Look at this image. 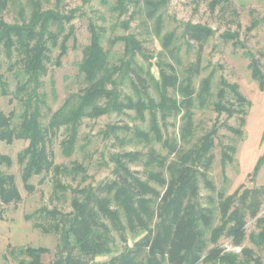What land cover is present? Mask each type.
Here are the masks:
<instances>
[{
  "label": "trees",
  "instance_id": "obj_1",
  "mask_svg": "<svg viewBox=\"0 0 264 264\" xmlns=\"http://www.w3.org/2000/svg\"><path fill=\"white\" fill-rule=\"evenodd\" d=\"M220 1L213 0L211 8ZM8 2L9 0H0V48L8 58L16 55L15 63L21 65L24 80L16 86L14 96L21 102L23 111L19 123L13 125L11 114L7 116L0 109V141L7 144L16 139L28 142L27 147L17 155L25 189L31 191V179L51 169L56 174L69 171L53 165L48 145L56 130L62 126L69 127V134L62 142V152L70 154L83 118L95 119L112 112L120 114L126 110H134L135 116L142 120L147 111L150 116L149 131L153 134V139L161 142L167 149L166 156L158 154L154 149L147 151L146 155L131 151L111 154L109 161L114 164V178L111 181L95 189H74L73 194L76 196L71 200L72 211L69 213L61 214L54 209L42 211L43 216L54 219L49 227H43L45 233L53 231L58 234L54 259L49 264H86L95 257L110 255L114 245L112 232L123 243H126L127 232L134 237L142 232L143 236L131 248L123 247L124 251L106 264H264L251 248L242 246L246 239L247 218H250L255 219L257 232L250 233L248 240L256 248H264V217H258L263 188L239 187L228 196L219 191L216 193L215 206H202L198 201V178H202L204 185L214 191L206 173L213 161L216 126L203 135L198 144L188 151H182L175 138L170 142L168 139L162 140L156 121L157 111L160 112L161 119H165L177 116L185 109L179 141L187 143L193 134V114L190 108L193 100L200 107L208 103L211 77L204 78L198 91L194 92L190 85L191 79L187 78L185 85L178 84L174 66L169 63L163 65L158 61L159 80L156 85L159 101L155 102L147 97L144 102L124 96L120 85L125 78L130 80L138 95H147L146 78L135 62L138 54L147 59L143 54L142 44L132 34L115 37L111 43L122 42L123 54L118 59V64L110 65L107 52L101 44L103 29L90 23L89 44L82 50L79 64V73L83 76L85 87L81 89L73 107L66 111H56L44 126L40 121V104H43V97L39 94L41 77L46 73V63L52 49L59 50L55 65H59L60 59L66 54L67 42L73 36V27L69 25L73 19V11L65 14L55 9H42L40 3L31 0L29 18L21 24H8L1 18ZM129 2L135 8L142 2L147 18L153 20L154 31L159 35L162 16L158 10L167 0H117L109 10L121 17L128 12L126 5ZM133 18L134 14L131 12L125 21L120 22V26L128 30ZM212 34L210 28L197 24L186 23L183 29L185 39L196 43L199 51ZM223 38L234 40L236 35L225 34ZM173 39L174 33L164 35L161 40L162 48L168 50ZM247 56L250 59L251 78L262 88L264 72L261 71L258 60L251 54L247 53ZM198 60L199 58L193 68L196 74ZM220 86L216 93L217 100L213 103L215 111L218 114L226 113L229 118L240 115V124L243 125L246 114L244 105L248 106V101L239 93L235 84L221 79ZM169 88L180 93L182 100L178 102L171 98L168 95ZM0 89L3 96L8 94L7 84L1 76ZM227 91L231 93L233 102L225 100ZM119 129L129 130L128 127L119 128L113 124L106 127L103 135L109 138L111 133ZM230 130L241 135L237 129ZM136 135L146 143L152 140L149 132L137 130ZM118 140L123 143L124 139ZM234 152V147L223 149L220 159L223 168L226 162L232 161L231 153ZM175 153H179L176 160L167 162L168 156ZM142 156L145 157L143 168L146 174L143 180L135 176L127 166L128 163L141 160ZM0 165L11 166V159L0 155ZM73 168L77 172L84 171L78 163ZM163 170L168 173V178L163 177ZM55 182L56 187H63L59 181ZM152 183L161 187L162 192ZM20 200L14 177L0 172V203L9 205ZM209 201L213 200L210 198ZM122 216L124 222L121 220ZM223 235L230 239L234 248H240L238 253L217 245ZM14 253L15 250L12 249L11 254ZM46 253L48 251L44 248H20L17 254L25 258L20 259L17 264H41V257Z\"/></svg>",
  "mask_w": 264,
  "mask_h": 264
},
{
  "label": "rangeland",
  "instance_id": "obj_2",
  "mask_svg": "<svg viewBox=\"0 0 264 264\" xmlns=\"http://www.w3.org/2000/svg\"><path fill=\"white\" fill-rule=\"evenodd\" d=\"M34 1L40 3L42 9H55L65 14L73 11V19L69 24L73 27V36L67 42L66 54L60 59V64L55 65L59 50L52 49L46 63V73L41 77L39 94L43 97V104H40L42 125L45 126L56 111H66L73 107L81 89L85 87L83 76L79 73V64L82 50L89 44V24L93 23L103 29L101 44L107 52L110 65L118 64V59L123 54V43L112 44L111 41L115 37L132 34L141 42L143 54L147 57L145 59L138 54L135 62L141 67L148 90L147 95H138L130 80L125 78L120 85L124 96L144 102L147 97L155 102L159 101L156 85L159 80L158 61L163 65L169 63L174 66L178 84L185 85L187 78L191 79L190 85L194 92L198 91L204 78L211 77V95L208 103L200 107L197 101L193 100L190 108L193 114V134L187 143L179 141L185 109L177 116H168L165 119H161L159 111L156 113L162 140L168 139L170 142L175 138L182 151H188L198 144L200 138L214 125L217 128L212 148L213 161L206 173L214 191L204 185L202 178H198L199 203L205 207L215 206L217 192L228 196L239 187H261L264 191V85L261 88L258 82L251 78L250 59L247 56V53L251 54L258 60L261 71L264 72V0H221L213 8L210 5L213 0H167L158 10L162 16V30L159 35L154 31L153 20L147 18L142 2L137 8L129 2L126 5L128 12L119 17L109 10L117 0ZM31 10V0H9L1 18L8 24H21L29 18ZM131 12L134 18L129 24V29L124 30L120 22L125 21ZM186 23L206 26L212 30L213 34L200 51L196 43L187 41L183 36ZM168 33H174V39L170 48L164 50L161 40ZM225 34L236 35V39L225 40ZM198 58L196 74L193 68ZM16 60V55L8 58L0 48V76L6 82L8 92L6 96L0 93V109L7 116L11 114L13 125L19 123L23 111L21 102L14 96L16 86L24 80L21 65L16 64ZM221 79L235 84L239 93L249 103L248 106L244 105L246 114L243 125L240 124V115L229 118L226 113L218 114L213 107L217 100L216 93L221 87ZM168 95L178 102L182 100V95L170 88ZM225 100H234L228 91ZM135 115L134 110H126L120 114L112 112L95 119L83 118L77 129L74 147L67 155L62 152V142L69 134V127H60L51 138L48 149L52 153L53 165L69 171L56 174L51 169L34 176L30 181L31 191L23 186L21 166L17 162V155L27 147L28 142L16 139L7 144L0 141V155L11 159V166L0 165V172L14 177L15 186L21 196L18 203H0V264H17L20 259L25 258L17 254V250L26 247L44 248L48 253L41 257V264L51 263L58 243V234L53 231L45 233L43 229L49 227L54 219L43 216L42 211L54 209L61 214L69 213L72 211L71 200L76 196L73 194L74 189H95L111 181L114 178V164L109 161L111 154L131 151L146 155L147 151L154 149L160 155H167V149L161 142L155 141L149 131V113L146 111L142 120ZM113 124L119 128L128 127L129 130L119 129L111 133L109 138H105L103 132L107 126ZM230 129L239 130L241 135L234 134ZM137 130L149 132L152 140L149 143L140 140L136 135ZM118 139H124L123 143ZM225 147H234L235 152L231 153L232 161L226 162L223 168L220 159ZM178 154L168 156L167 162H174ZM144 159L142 156L141 160L127 164L129 170L142 180L146 178ZM75 163L80 164L84 171L73 170ZM163 177L168 178V173L164 170ZM55 180L63 187H56ZM152 185L162 192L161 187L154 183ZM210 198L213 201H209ZM261 202L258 217H264V192ZM216 216L219 217L217 213ZM121 220L125 221L123 216ZM218 223L217 221L216 224ZM245 231L246 239L242 246L251 248L254 254L264 261V248H256L248 240L250 233L257 232L255 219L247 218ZM112 236V253L95 257L86 264L108 263L112 257L124 251L123 247L131 248L143 233L138 232L134 237L127 232L126 243H123L115 232H112ZM217 245L227 251H240V248L232 246L226 235L219 238ZM12 249L15 250L14 254H11Z\"/></svg>",
  "mask_w": 264,
  "mask_h": 264
}]
</instances>
